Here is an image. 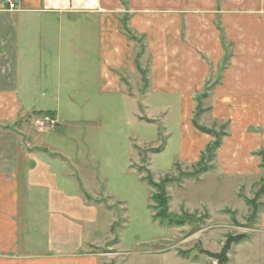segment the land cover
Listing matches in <instances>:
<instances>
[{
  "label": "crops",
  "instance_id": "crops-1",
  "mask_svg": "<svg viewBox=\"0 0 264 264\" xmlns=\"http://www.w3.org/2000/svg\"><path fill=\"white\" fill-rule=\"evenodd\" d=\"M126 91L264 107V0H0V264H103L97 169Z\"/></svg>",
  "mask_w": 264,
  "mask_h": 264
},
{
  "label": "rangeland",
  "instance_id": "rangeland-1",
  "mask_svg": "<svg viewBox=\"0 0 264 264\" xmlns=\"http://www.w3.org/2000/svg\"><path fill=\"white\" fill-rule=\"evenodd\" d=\"M131 92L118 93L116 133L110 146L101 142L103 152L114 153L112 168L105 169L103 153L97 169L100 195L111 210L95 227L93 252L103 264H217L204 252L217 253L228 237L243 235L230 245L228 264H264V193L255 197L264 167L250 154L264 149V107L212 108L206 92L197 108V101L186 100L180 111L173 95L150 92L146 110ZM193 120L213 133L199 131ZM50 127L34 125L37 133ZM216 138L219 147L194 167ZM147 174L165 181L169 210L191 219L168 226L152 218ZM254 198L260 206L253 218L246 201Z\"/></svg>",
  "mask_w": 264,
  "mask_h": 264
},
{
  "label": "trees",
  "instance_id": "trees-1",
  "mask_svg": "<svg viewBox=\"0 0 264 264\" xmlns=\"http://www.w3.org/2000/svg\"><path fill=\"white\" fill-rule=\"evenodd\" d=\"M199 105L200 104H197L196 108ZM198 111H200V110H198ZM41 114H48L51 117L53 116V113L49 112V111H47V112H36V115H41ZM192 123L195 126V128H197L201 132H206V133H211V134L213 133L209 129L198 126L195 123V120H193ZM219 145H220L219 138H216L214 141H212L209 144L207 143V145L205 146L204 151H203L204 153H201V157L194 164V167L195 166L200 167L201 164L203 163V159L205 158L204 155H206V154L212 155L213 150L217 149L219 147ZM258 155L261 157V167H264V149L259 150ZM202 169L205 170L207 168L202 167ZM204 170H201V171H204ZM142 179L144 181H146V183L154 189V191L150 195V199L152 201V204L149 206L153 210L152 218L154 220H159L160 223H166L168 226H171V225L172 226H180V225H183L184 223H186L189 219H191L189 216H186V215L182 216L181 214H175L169 210V206H168L169 198H168V195L166 192V186L164 185L165 184L164 180H162L160 182H154L149 174H147ZM260 184H261V186H260L259 190L257 191V194L255 195L256 198H258L259 195L264 193V176H263V178L262 177L260 178ZM246 203H247V205L250 206L252 213H253V211L255 212V214H254L255 216H253V218L256 217V212H257V209L260 205H258L256 203L255 198L253 200H247ZM243 238H244L243 235L228 237L219 252L210 253V252L206 251L204 253L208 257L214 259L217 264H228L227 252L230 249V245L232 243L239 242ZM181 255H183V254H181Z\"/></svg>",
  "mask_w": 264,
  "mask_h": 264
},
{
  "label": "built area",
  "instance_id": "built-area-1",
  "mask_svg": "<svg viewBox=\"0 0 264 264\" xmlns=\"http://www.w3.org/2000/svg\"><path fill=\"white\" fill-rule=\"evenodd\" d=\"M8 10L15 11L18 7V0H3ZM33 124L39 128L55 125V120L48 114L38 115L33 119ZM51 128V127H50Z\"/></svg>",
  "mask_w": 264,
  "mask_h": 264
}]
</instances>
